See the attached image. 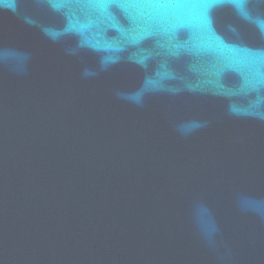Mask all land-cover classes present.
I'll use <instances>...</instances> for the list:
<instances>
[{
    "label": "water",
    "instance_id": "95a60500",
    "mask_svg": "<svg viewBox=\"0 0 264 264\" xmlns=\"http://www.w3.org/2000/svg\"><path fill=\"white\" fill-rule=\"evenodd\" d=\"M0 264H264V0H0Z\"/></svg>",
    "mask_w": 264,
    "mask_h": 264
}]
</instances>
